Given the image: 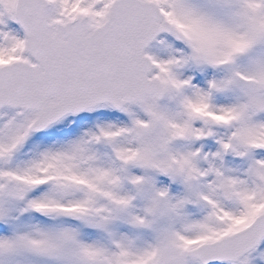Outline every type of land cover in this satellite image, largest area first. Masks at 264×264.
I'll use <instances>...</instances> for the list:
<instances>
[{"label": "snow or ice", "instance_id": "snow-or-ice-1", "mask_svg": "<svg viewBox=\"0 0 264 264\" xmlns=\"http://www.w3.org/2000/svg\"><path fill=\"white\" fill-rule=\"evenodd\" d=\"M0 264H264V0H0Z\"/></svg>", "mask_w": 264, "mask_h": 264}]
</instances>
